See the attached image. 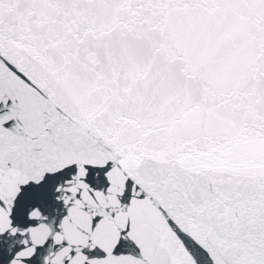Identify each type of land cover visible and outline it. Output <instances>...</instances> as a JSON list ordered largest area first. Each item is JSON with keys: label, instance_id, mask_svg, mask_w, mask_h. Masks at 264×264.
Segmentation results:
<instances>
[{"label": "snow or ice", "instance_id": "1", "mask_svg": "<svg viewBox=\"0 0 264 264\" xmlns=\"http://www.w3.org/2000/svg\"><path fill=\"white\" fill-rule=\"evenodd\" d=\"M0 264H264V0H0Z\"/></svg>", "mask_w": 264, "mask_h": 264}]
</instances>
